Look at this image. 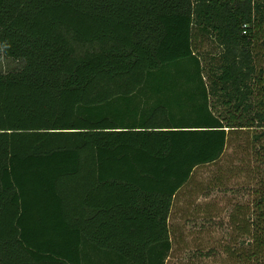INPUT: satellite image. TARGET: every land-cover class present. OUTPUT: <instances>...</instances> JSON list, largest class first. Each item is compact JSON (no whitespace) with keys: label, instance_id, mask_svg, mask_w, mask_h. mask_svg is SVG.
Returning a JSON list of instances; mask_svg holds the SVG:
<instances>
[{"label":"trees","instance_id":"1","mask_svg":"<svg viewBox=\"0 0 264 264\" xmlns=\"http://www.w3.org/2000/svg\"><path fill=\"white\" fill-rule=\"evenodd\" d=\"M5 41L0 264H165L194 170L243 128L264 153V0H0ZM255 192L237 264H264Z\"/></svg>","mask_w":264,"mask_h":264},{"label":"rangeland","instance_id":"2","mask_svg":"<svg viewBox=\"0 0 264 264\" xmlns=\"http://www.w3.org/2000/svg\"><path fill=\"white\" fill-rule=\"evenodd\" d=\"M194 44L205 65L218 62L216 42L197 28ZM7 66L0 58V69ZM243 129L230 134L221 158L197 167L174 197L168 220L172 249L165 264H237L226 248L244 238L235 221L249 217L264 174L263 148L254 141V130Z\"/></svg>","mask_w":264,"mask_h":264},{"label":"clouds","instance_id":"3","mask_svg":"<svg viewBox=\"0 0 264 264\" xmlns=\"http://www.w3.org/2000/svg\"><path fill=\"white\" fill-rule=\"evenodd\" d=\"M8 47H10L9 43L5 41L4 43L0 44V52H4Z\"/></svg>","mask_w":264,"mask_h":264}]
</instances>
